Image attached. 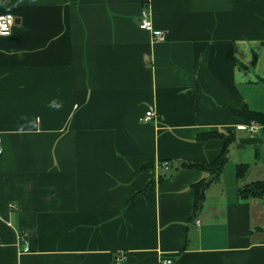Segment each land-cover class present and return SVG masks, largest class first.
<instances>
[{
	"label": "crops",
	"instance_id": "crops-1",
	"mask_svg": "<svg viewBox=\"0 0 264 264\" xmlns=\"http://www.w3.org/2000/svg\"><path fill=\"white\" fill-rule=\"evenodd\" d=\"M143 6L163 40L137 26ZM5 12L0 264H264V192H239L261 180L264 124L230 110L264 113V0H0ZM224 146L195 211L191 185L211 176L182 163Z\"/></svg>",
	"mask_w": 264,
	"mask_h": 264
},
{
	"label": "trees",
	"instance_id": "trees-1",
	"mask_svg": "<svg viewBox=\"0 0 264 264\" xmlns=\"http://www.w3.org/2000/svg\"><path fill=\"white\" fill-rule=\"evenodd\" d=\"M230 110L234 113L240 114L245 116L246 118L253 120L255 122H257L258 124H264V113L263 112H259V111H255V110H251L246 106L241 107L240 109H232L230 108ZM219 136L221 135V133L217 132V131H206L203 133H198V138L200 139H204V138H209L212 136ZM227 161V155H226V150H225V146L224 148H222V151L220 152V154L218 156H216L212 161L208 162V163H204V162H198V163H182L183 166H189V165H197V167L206 170L211 178L208 179L207 181L201 179L198 180L194 183H192V188L194 190V201H193V207L195 211H198L200 206H201V202L204 196V191L206 189V187L208 186L209 182L214 181L219 179L222 169L224 167V163H226ZM248 168V165L246 163H240L237 164L236 169H235V174L236 176L242 177L244 175V173L246 172ZM164 171V170H162ZM152 186L148 185L146 187V189H150ZM240 194L241 193H252V194H259L264 192V181L262 180H258V181H253L249 184L244 185L242 188H240Z\"/></svg>",
	"mask_w": 264,
	"mask_h": 264
},
{
	"label": "built area",
	"instance_id": "built-area-1",
	"mask_svg": "<svg viewBox=\"0 0 264 264\" xmlns=\"http://www.w3.org/2000/svg\"><path fill=\"white\" fill-rule=\"evenodd\" d=\"M149 8H147V6H143L140 10L139 13V17H138V25L140 28L148 30L149 33L151 34V37L153 39V41H159V40H163V38H165V30L164 29H160V28H156L153 26L152 24V20L150 17V11H148ZM14 24V16L12 13L10 12H5L0 14V34L2 35H6L8 33H10L12 26ZM155 111L148 109L145 111V113L143 114V116L141 117V119L143 121H149L151 120V118L154 117ZM249 129L251 130V132L256 130V126L254 125H250ZM1 145H0V151H1ZM169 162L167 160H163L159 163V168L160 170H164L167 171L169 169ZM199 220L195 219L194 220V225L198 226L199 224ZM124 258V255H119L116 260L119 261L121 259ZM159 264H171V259L170 258H161L159 260Z\"/></svg>",
	"mask_w": 264,
	"mask_h": 264
},
{
	"label": "rangeland",
	"instance_id": "rangeland-1",
	"mask_svg": "<svg viewBox=\"0 0 264 264\" xmlns=\"http://www.w3.org/2000/svg\"><path fill=\"white\" fill-rule=\"evenodd\" d=\"M259 169L260 168H256L254 170H251L250 173H249L250 176H251L250 178H253V177H254V179L260 178L261 180L264 181V170L261 169L259 171ZM260 202H261V205L264 206V195H262V198L260 199Z\"/></svg>",
	"mask_w": 264,
	"mask_h": 264
}]
</instances>
